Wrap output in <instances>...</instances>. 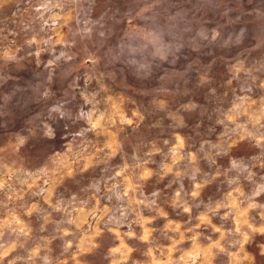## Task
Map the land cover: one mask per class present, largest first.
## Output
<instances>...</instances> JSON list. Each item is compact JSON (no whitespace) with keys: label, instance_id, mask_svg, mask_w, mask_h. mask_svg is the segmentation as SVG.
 <instances>
[{"label":"rangeland","instance_id":"obj_1","mask_svg":"<svg viewBox=\"0 0 264 264\" xmlns=\"http://www.w3.org/2000/svg\"><path fill=\"white\" fill-rule=\"evenodd\" d=\"M0 264H264V0H0Z\"/></svg>","mask_w":264,"mask_h":264}]
</instances>
